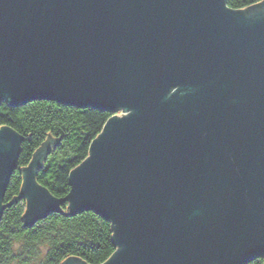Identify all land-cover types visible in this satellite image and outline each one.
<instances>
[{"label": "water", "instance_id": "obj_1", "mask_svg": "<svg viewBox=\"0 0 264 264\" xmlns=\"http://www.w3.org/2000/svg\"><path fill=\"white\" fill-rule=\"evenodd\" d=\"M33 100L112 113L65 197L32 176L51 138L22 183L31 215L111 222L100 264L264 256V2L0 0V102ZM21 141L0 126V218Z\"/></svg>", "mask_w": 264, "mask_h": 264}, {"label": "trees", "instance_id": "obj_2", "mask_svg": "<svg viewBox=\"0 0 264 264\" xmlns=\"http://www.w3.org/2000/svg\"><path fill=\"white\" fill-rule=\"evenodd\" d=\"M260 1L225 0V5L244 9ZM111 115V111L95 106L50 100L20 106L0 102V126L12 128L22 138L17 167L3 195L0 264H62L69 256L100 264L113 254L116 247L110 221L94 211L69 214L68 202L59 211L34 216L28 213L27 200L22 196L24 172L32 167L35 152L51 138L56 143L33 168L32 176L53 196L65 197L69 172L89 155L91 141ZM247 264H264V256Z\"/></svg>", "mask_w": 264, "mask_h": 264}, {"label": "snow or ice", "instance_id": "obj_3", "mask_svg": "<svg viewBox=\"0 0 264 264\" xmlns=\"http://www.w3.org/2000/svg\"><path fill=\"white\" fill-rule=\"evenodd\" d=\"M261 2H264V0H261Z\"/></svg>", "mask_w": 264, "mask_h": 264}, {"label": "rangeland", "instance_id": "obj_4", "mask_svg": "<svg viewBox=\"0 0 264 264\" xmlns=\"http://www.w3.org/2000/svg\"><path fill=\"white\" fill-rule=\"evenodd\" d=\"M11 264H15V263H11Z\"/></svg>", "mask_w": 264, "mask_h": 264}]
</instances>
